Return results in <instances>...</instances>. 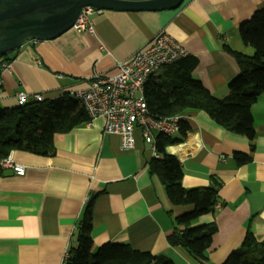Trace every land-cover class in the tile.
<instances>
[{
  "label": "crops",
  "instance_id": "obj_1",
  "mask_svg": "<svg viewBox=\"0 0 264 264\" xmlns=\"http://www.w3.org/2000/svg\"><path fill=\"white\" fill-rule=\"evenodd\" d=\"M263 7L264 0H185L175 10H104L91 18L94 34L72 29L51 41L26 44L14 60L0 58V110L17 108L19 92H27L30 102L36 95L77 99L96 74L116 75L119 62L162 31L197 60L194 78L214 97L225 98L239 73L227 48L254 53L239 28ZM5 63L9 69L2 68ZM182 113L188 117L186 136L165 147L182 166V187H210L212 178L220 185L223 206L194 223L200 231L212 223L218 229L206 261L169 244L176 217L192 207L173 205L158 176L150 174L153 155L141 131L135 132V148L122 151L119 136L104 133V119L98 118L55 135L48 157L10 153L26 173L4 169L0 178V264H64L92 197L94 250L128 244L169 264H223L248 231L264 243V93L252 106L253 141L228 132L203 111ZM179 135L173 139L181 140ZM236 153L250 161L239 164Z\"/></svg>",
  "mask_w": 264,
  "mask_h": 264
},
{
  "label": "trees",
  "instance_id": "obj_2",
  "mask_svg": "<svg viewBox=\"0 0 264 264\" xmlns=\"http://www.w3.org/2000/svg\"><path fill=\"white\" fill-rule=\"evenodd\" d=\"M243 44L254 53L248 56L241 52H228L239 66L237 77L229 84V93L218 99L194 78L197 60L190 56L181 58L147 80L144 99L149 111L161 118L175 116L184 111H203L214 122L228 132L255 137L252 106L264 93V7L239 28ZM7 57V56H4ZM3 58V57H2ZM88 115L80 101L66 95L55 100L29 102L24 106L0 110V162L13 151L28 155L48 157L54 152L55 135L63 134L87 124ZM186 123L181 125V140L156 136L159 158L153 157L149 164L151 175L158 176L166 188L167 196L175 206L192 207V210L175 219V229L168 237L171 246L183 251L189 258L206 261L207 253L217 232L210 224L203 231L194 223L204 215L215 213L219 204L220 185L214 178L210 187L186 189L182 187L184 171L180 162L166 153L168 143L181 142L188 131ZM239 164L250 161L249 156L235 154ZM4 169L0 165V178ZM95 197L89 199L84 214L76 229V245L67 252L64 264H169L158 260L150 252L134 250L128 244L108 243L93 249V205ZM223 264H264V243H259L248 231L243 244L232 252Z\"/></svg>",
  "mask_w": 264,
  "mask_h": 264
},
{
  "label": "built area",
  "instance_id": "obj_3",
  "mask_svg": "<svg viewBox=\"0 0 264 264\" xmlns=\"http://www.w3.org/2000/svg\"><path fill=\"white\" fill-rule=\"evenodd\" d=\"M101 12L103 11L91 6L84 7L73 29L80 34H94L91 18ZM188 55L184 46L162 31L130 59L119 62L116 75L96 74L89 86L77 94V100L88 115L87 125L98 118L104 119V133L118 135L122 151L135 148V132L140 130L153 157L159 158L156 136L174 137L179 134L181 125L187 122L188 117L184 113L166 118L153 115L144 99V85L153 73ZM2 68L9 69L10 65L5 63ZM17 100L18 106L30 102L27 92H19ZM43 101L42 95H36L32 99V102ZM0 165L3 169L12 170L17 176H24L26 173V168L9 156L3 158ZM67 255L66 253L65 259Z\"/></svg>",
  "mask_w": 264,
  "mask_h": 264
},
{
  "label": "water",
  "instance_id": "obj_4",
  "mask_svg": "<svg viewBox=\"0 0 264 264\" xmlns=\"http://www.w3.org/2000/svg\"><path fill=\"white\" fill-rule=\"evenodd\" d=\"M185 0H0V58L14 60L30 42L54 40L73 29L84 7L158 12L175 10Z\"/></svg>",
  "mask_w": 264,
  "mask_h": 264
},
{
  "label": "rangeland",
  "instance_id": "obj_5",
  "mask_svg": "<svg viewBox=\"0 0 264 264\" xmlns=\"http://www.w3.org/2000/svg\"><path fill=\"white\" fill-rule=\"evenodd\" d=\"M158 73V72H157Z\"/></svg>",
  "mask_w": 264,
  "mask_h": 264
}]
</instances>
